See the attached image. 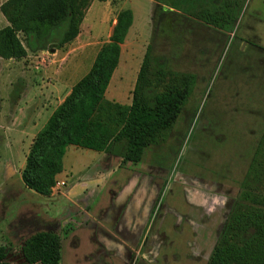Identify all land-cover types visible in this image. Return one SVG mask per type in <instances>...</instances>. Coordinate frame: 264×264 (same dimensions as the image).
Returning a JSON list of instances; mask_svg holds the SVG:
<instances>
[{
  "label": "rangeland",
  "instance_id": "1",
  "mask_svg": "<svg viewBox=\"0 0 264 264\" xmlns=\"http://www.w3.org/2000/svg\"><path fill=\"white\" fill-rule=\"evenodd\" d=\"M156 7L152 0H89L77 40L26 46L21 60L0 58V246L10 264H28L22 242L45 228L61 237L60 264H208L264 133V0H232L222 29ZM125 8L133 22L117 70L129 63L130 70L115 78L123 98L111 94L114 82L105 97L131 103L149 44L169 68L195 75L191 94L167 140L146 148L138 163L71 145L56 176L65 187L37 194L20 173L33 134L52 111L33 134L28 118L62 99L64 91L47 90L58 73L68 89L89 71ZM6 23L0 11V28Z\"/></svg>",
  "mask_w": 264,
  "mask_h": 264
},
{
  "label": "trees",
  "instance_id": "2",
  "mask_svg": "<svg viewBox=\"0 0 264 264\" xmlns=\"http://www.w3.org/2000/svg\"><path fill=\"white\" fill-rule=\"evenodd\" d=\"M88 1L6 0L0 6L8 22L0 28V58L21 60L27 54L26 46L46 50L72 42L80 32ZM152 1L157 4L156 12L176 9L220 29L225 28L232 3L226 0L223 5L227 9H222L214 0ZM132 22L130 8L117 13L109 39L100 47L89 71L72 86L33 138L20 176L35 193H51L69 145L113 154L126 164L138 163L146 148L167 140L193 89V73L169 68L163 59L155 57L149 44L131 103L120 104L105 97ZM61 28L56 39L55 33ZM61 247L59 234L40 230L23 241L21 253L28 264H60ZM5 258L6 250L0 246V264H10ZM208 264H264V133Z\"/></svg>",
  "mask_w": 264,
  "mask_h": 264
},
{
  "label": "crops",
  "instance_id": "3",
  "mask_svg": "<svg viewBox=\"0 0 264 264\" xmlns=\"http://www.w3.org/2000/svg\"><path fill=\"white\" fill-rule=\"evenodd\" d=\"M83 22V21H82ZM8 24V22L4 25V26H6ZM82 24V23H81ZM207 25H209V26H211L210 24H208V23H206ZM132 26V25H131ZM81 27V26H80ZM212 27H213V25H212ZM213 28H216V27H213ZM79 35H80V32H79V34L76 36V38L74 39V40H77L78 38H79ZM129 36V33H127V36H126V38ZM125 38V39H126ZM125 41V40H124ZM75 52H78V51H75ZM120 56H121V52H120ZM120 59V58H119ZM79 62V58H78V60H76V61H74V64H76V63H78ZM118 65H119V62H118ZM130 63L128 64V65H126V66H123L122 67V69H120L119 71L117 70V67L115 68V70H114V72H113V74H112V77H111V79H110V82H109V84H111V83H116V85H117V88L115 89V90H112L111 91V94L113 95V96H115V98L116 99H121V98H123V87H122V82H121V80L120 81H117L115 78L116 77H122V76H124V74L126 73V72H128L129 70H130ZM53 70V69H52ZM128 70V71H127ZM54 74H57V71L54 73ZM62 73H58V75H56V78H57V80H55V82H53V84L47 89L49 92H57L56 94H58V93H62L63 91H64V95H62V99H60V101L58 102V104L55 106V107H50L51 109H46L45 107H43V105H40L38 108L37 107H35L34 108V110H33V112H32V115H31V117H29L28 118V123H27V125L29 126V130L31 131V128L32 127H35L36 125H37V123L39 122V119L40 118H42L43 116H44V120L46 119V117H47V111H52L53 112V110L63 101V99L65 98V96L70 92V90H71V88H72V86L76 83H74L72 86H71V88L68 86V89H65L67 86H66V84H63V81L62 80H64V79H66L65 77H63L62 78V80H61V77H60V75H61ZM80 79V78H79ZM78 79V80H79ZM66 90V91H65ZM61 91V92H60ZM29 95V94H28ZM60 97L58 96V99H59ZM115 99V100H116ZM25 98L23 99V105H25ZM17 110H21V108L19 107ZM52 112H51V114H52ZM50 114V115H51ZM49 115V116H50ZM26 119H27V117H25ZM49 118V117H48ZM47 121V120H46ZM14 122V121H13ZM24 122H25V119H24ZM27 122V121H26ZM40 130V129H39ZM38 130V131H39ZM37 131V132H38ZM32 132V131H31ZM31 132H30V134H31ZM36 132V133H37ZM36 133L35 134H33V132H32V134H33V136L32 137H35L34 135H36ZM33 139V138H32ZM32 139L30 140V142L32 141ZM30 142H29V145H30ZM70 146L71 145H69V146H67L66 147V151L68 150V148H70ZM28 147V146H27ZM65 151V152H66ZM65 155V154H64ZM62 172H63V166H62ZM62 172H60L57 176H59L60 177V174H62ZM77 173H78V171H77ZM76 173V174H77ZM77 177H78V179H79V175L77 174ZM43 230H50V231H53V230H51V229H43ZM40 231V230H39ZM31 235V234H30ZM28 237V236H27ZM27 237H25L24 238V240L27 238ZM23 240V241H24ZM23 243V242H22Z\"/></svg>",
  "mask_w": 264,
  "mask_h": 264
},
{
  "label": "built area",
  "instance_id": "4",
  "mask_svg": "<svg viewBox=\"0 0 264 264\" xmlns=\"http://www.w3.org/2000/svg\"><path fill=\"white\" fill-rule=\"evenodd\" d=\"M66 182L64 180H55L53 186L51 187V194L52 195H59L60 191L63 187H65Z\"/></svg>",
  "mask_w": 264,
  "mask_h": 264
},
{
  "label": "flooded vegetation",
  "instance_id": "5",
  "mask_svg": "<svg viewBox=\"0 0 264 264\" xmlns=\"http://www.w3.org/2000/svg\"><path fill=\"white\" fill-rule=\"evenodd\" d=\"M225 2H226V0L223 1V3H225ZM222 9H227L226 4L222 5ZM246 41H247V39H246V40L242 39V40L240 41V45L244 44V48H245ZM243 50H244V49H243Z\"/></svg>",
  "mask_w": 264,
  "mask_h": 264
}]
</instances>
